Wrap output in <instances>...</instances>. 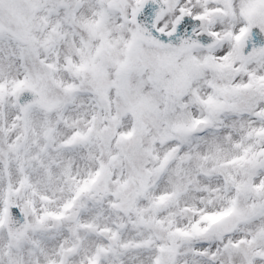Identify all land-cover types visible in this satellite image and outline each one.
<instances>
[{"label": "snow or ice", "instance_id": "snow-or-ice-1", "mask_svg": "<svg viewBox=\"0 0 264 264\" xmlns=\"http://www.w3.org/2000/svg\"><path fill=\"white\" fill-rule=\"evenodd\" d=\"M0 264H264V0H0Z\"/></svg>", "mask_w": 264, "mask_h": 264}]
</instances>
